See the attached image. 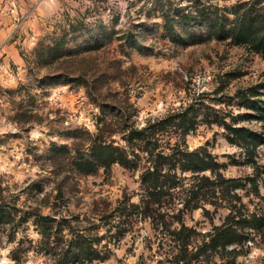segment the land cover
I'll use <instances>...</instances> for the list:
<instances>
[{
  "label": "rangeland",
  "instance_id": "rangeland-1",
  "mask_svg": "<svg viewBox=\"0 0 264 264\" xmlns=\"http://www.w3.org/2000/svg\"><path fill=\"white\" fill-rule=\"evenodd\" d=\"M257 6L254 0H0V264H68L42 247L37 210L85 218L126 197L139 201V170L77 164L98 128L108 135V123L119 118L109 106L142 126L194 105L187 146H206L225 175L239 179L251 212L264 218V140L250 151L205 119L239 116V125L264 136V112L255 108L264 110V50L213 36L200 15L216 8L230 24L233 8ZM165 130L173 142L184 137L174 125ZM209 208L211 216L201 208L185 215L196 230L193 251L228 213ZM251 236L236 258L218 249L187 264H264V228ZM112 247L110 258L86 264H174L179 250L149 220Z\"/></svg>",
  "mask_w": 264,
  "mask_h": 264
},
{
  "label": "trees",
  "instance_id": "trees-1",
  "mask_svg": "<svg viewBox=\"0 0 264 264\" xmlns=\"http://www.w3.org/2000/svg\"><path fill=\"white\" fill-rule=\"evenodd\" d=\"M254 1L258 5L256 10L233 8L231 13L235 17L230 24L226 22L227 16L216 8L205 9L200 15L209 23L213 36H231L237 43L248 42L255 49L264 50V24L255 25L264 20V0ZM261 105L255 106L259 113L264 112ZM192 106L160 119H149L142 126L135 121L127 123L131 119L128 112L122 115L120 108L109 106L119 118L108 123V135L103 127L98 128L85 153L77 155V164L109 170L114 163H119L139 170V201L126 197L117 206L98 207L91 217L85 218L35 211L40 243L47 253L59 255L68 264L104 261L113 254L112 242L120 241L142 220H149L156 229L167 230L178 243L174 264H187L195 256L218 249L233 254L234 258L243 252L253 231L264 228V218L251 212L239 192V179L226 176L224 163L206 146L195 149L187 146L186 131L196 124V116L190 114ZM205 119L224 127L231 142L241 143L250 151L264 140V136L252 128L239 125V116L227 120L218 113L208 114ZM123 122L127 124L118 128ZM168 125H174L176 131L180 129L184 137L175 142L171 135L166 138ZM115 133L121 136L120 140L112 137ZM76 149L80 152V148ZM209 206L215 210L225 207L228 213L222 223L215 224L207 234L209 239H203L197 251H193L191 243L196 230L185 223V215L201 208L211 216ZM175 223L180 226H174ZM13 259L20 261L21 257L15 255Z\"/></svg>",
  "mask_w": 264,
  "mask_h": 264
},
{
  "label": "built area",
  "instance_id": "built-area-1",
  "mask_svg": "<svg viewBox=\"0 0 264 264\" xmlns=\"http://www.w3.org/2000/svg\"><path fill=\"white\" fill-rule=\"evenodd\" d=\"M1 67H3V66H1ZM19 69H21V67H18Z\"/></svg>",
  "mask_w": 264,
  "mask_h": 264
}]
</instances>
